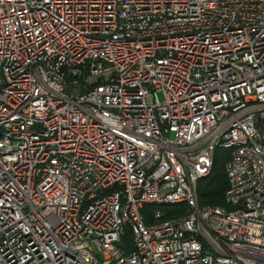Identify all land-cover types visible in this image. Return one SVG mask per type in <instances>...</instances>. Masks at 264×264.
Masks as SVG:
<instances>
[{
    "label": "built area",
    "instance_id": "2783aa9c",
    "mask_svg": "<svg viewBox=\"0 0 264 264\" xmlns=\"http://www.w3.org/2000/svg\"><path fill=\"white\" fill-rule=\"evenodd\" d=\"M0 264H264V0H0Z\"/></svg>",
    "mask_w": 264,
    "mask_h": 264
},
{
    "label": "trees",
    "instance_id": "16d2710c",
    "mask_svg": "<svg viewBox=\"0 0 264 264\" xmlns=\"http://www.w3.org/2000/svg\"><path fill=\"white\" fill-rule=\"evenodd\" d=\"M231 150L229 148L217 147L215 150L214 165L211 173L199 181V201L201 206L227 207L225 194L228 189V178L226 173V163L230 159ZM162 210L166 213L162 221H167L179 216H186L188 208L185 204H174V206H146L142 210V216L147 225L152 224V216L156 210ZM146 213H151L147 219ZM120 247L127 254L134 251L133 233L130 226H126L124 235L121 239Z\"/></svg>",
    "mask_w": 264,
    "mask_h": 264
},
{
    "label": "rangeland",
    "instance_id": "374dc122",
    "mask_svg": "<svg viewBox=\"0 0 264 264\" xmlns=\"http://www.w3.org/2000/svg\"><path fill=\"white\" fill-rule=\"evenodd\" d=\"M159 95H160V98L162 99V98H163V94H162V93H160ZM142 210H143V209H142ZM161 211H162V210H161ZM150 214H151V213H146V215H145V216L147 217V219H149V218H150Z\"/></svg>",
    "mask_w": 264,
    "mask_h": 264
}]
</instances>
